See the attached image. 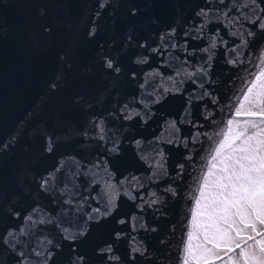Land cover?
Returning <instances> with one entry per match:
<instances>
[{"label": "water", "instance_id": "water-1", "mask_svg": "<svg viewBox=\"0 0 264 264\" xmlns=\"http://www.w3.org/2000/svg\"><path fill=\"white\" fill-rule=\"evenodd\" d=\"M101 0H0V141L14 132L24 129L14 149L0 156V191H15L12 203L23 212L38 202L51 209L53 219L80 223L87 229V234L75 245L62 240L56 228L49 226L43 236L53 240L59 247L55 249L50 264H70L79 253L86 256L89 264H106L97 249L104 242H113L117 231L136 235L137 241H143L148 254L139 255L132 260L129 256L130 240L125 238L115 241L114 250L121 257L122 264H180L183 255V240L186 238L187 217L191 212L190 195L194 192L196 181L207 162L209 150L215 144V133L224 127L229 116L228 101L240 88V78L251 67L245 58L244 65L227 64L225 50L219 48L214 56L212 74L214 89L221 99L217 106L209 105L211 121H205L201 105L192 109V119L199 120L211 141L201 137L200 142L188 145V152L194 154L191 161H185V148L168 144L162 146L168 156V170L172 174L159 184L164 188L167 183L177 182L179 195L160 199L166 201L158 205L159 212L146 209L140 216L156 229L155 232L133 234L128 225L117 223L137 209L125 195L116 200V211L99 223L86 224L75 214L69 216L62 207H57L61 197L39 191L36 184L26 183L21 187L18 177V161L30 164L29 176L54 168L58 161H67L71 166L72 158L79 161H95L98 157L107 159L108 168L119 179L132 174L145 177L147 184V166L138 158L134 141L153 140L163 136L167 139L170 122L175 119L178 124L185 115L186 96L169 94L160 103L152 105V115L147 123L140 118L126 122L120 118L118 109L127 103L139 107L135 101L142 95L139 87L141 77L149 70L159 69L165 75L170 74L175 64L161 65L156 55H151L150 63L137 65L133 58L149 54L148 50L139 48L138 42L147 40L149 45L156 43L158 34L169 27L176 29L177 39L182 40L183 32L198 22L196 11L205 4V0H103L107 7L98 8ZM137 14L132 15L131 9ZM99 13V15H97ZM154 21V23H152ZM49 27L50 32L44 29ZM95 28V35H89V29ZM217 24L210 25L208 31H215ZM223 32V29H221ZM132 33L131 45L125 42V36ZM226 39H230L224 33ZM203 40H189V48H200ZM264 44V33H258L250 48L242 49L246 55ZM114 57L121 67L117 75L107 71L102 65L104 54ZM168 58L165 57V60ZM137 74L132 79L131 74ZM58 81L55 91L49 84ZM190 90L191 84L184 86ZM151 91V88L147 89ZM244 107H247L245 102ZM103 116L108 128L121 140L119 153L107 152V147L86 134L93 127V121ZM246 117L238 116L237 120ZM181 133L188 136L193 129L185 122L179 125ZM237 125H233L235 130ZM52 135L55 141L54 151H43L42 137ZM204 160V163L201 160ZM185 164L182 182L175 175V165ZM67 171V168L65 169ZM98 180L103 181L101 173ZM84 194L96 196L101 186H92L91 178L79 181ZM156 187V185H152ZM92 206L96 203L91 202ZM9 208L0 197V231L5 227L20 223L8 215ZM39 234L31 237L36 245ZM75 248V252L73 251ZM0 259L4 264H15L10 253L0 249ZM34 259V258H33Z\"/></svg>", "mask_w": 264, "mask_h": 264}, {"label": "snow or ice", "instance_id": "snow-or-ice-1", "mask_svg": "<svg viewBox=\"0 0 264 264\" xmlns=\"http://www.w3.org/2000/svg\"><path fill=\"white\" fill-rule=\"evenodd\" d=\"M105 7L107 5L101 0L98 8ZM131 14L136 15L137 9L132 8ZM195 16L198 22L183 32L182 40L177 39L176 29L169 27L166 32L158 34L153 45H149L147 40L138 42L137 46L148 50L149 54L137 55L133 58L134 64H148L151 55H156L161 65L171 66L172 62L175 67L167 75L159 69L144 73L139 85L143 90L142 95L135 101L139 107L125 103L118 109L120 118L126 122L139 117L141 122L147 123L152 115V105L160 103L169 94L187 92L185 115L180 118L179 124L175 119L166 122L170 123L167 139H162V132V136L153 140L136 139L133 142L138 158L147 166V184L144 176L135 174L116 179L108 168L107 159L98 157L95 161L83 163L72 158L70 167L67 161L61 160L54 168L31 176L30 164L18 161L19 185L21 191L26 183H34L43 193H57L61 197L57 207H62L69 216L75 214L86 224L99 223L111 216L116 211L117 197L123 194L137 211L120 218L117 223L128 225L133 234L155 232L156 229L146 220L141 221L140 216L146 209L160 211L157 206L166 202L160 199L161 192L165 197H176L180 193L174 186L177 182L159 188V184L172 173L168 170V156L163 147L153 145L183 146L184 160L191 161L194 154L188 152V145L200 142L201 137L210 141L214 138L201 131L204 125L191 118V109L200 104L203 115L211 111L209 105L221 103L214 89L212 68L216 50L223 48L227 64L234 67L244 65L247 58L251 67L240 78V88L228 101L230 118L215 133L218 138L210 147L207 162L190 195L191 212L187 217V235L183 240L180 264H264V44L247 55L242 52V49L250 48L258 33H264V0H205ZM212 24L219 27L215 31H208ZM44 31L50 32L51 29L46 27ZM224 33L230 39H226ZM89 35H95L94 27L89 29ZM190 39L203 40L204 44L200 48H189ZM133 40L132 33L125 36L127 44L131 45ZM165 57L168 59L165 60ZM102 65L117 75L121 72L119 62L107 53L102 58ZM131 76L136 79L137 74L133 72ZM187 84L192 85L190 90L184 87ZM57 87L58 81L49 84L52 91ZM149 88L151 91H147ZM238 116L246 118L237 120ZM203 119L211 121V116L203 115ZM185 122L193 129L188 136H184L179 127ZM234 124L237 125L235 130L232 128ZM23 133L24 129H20L0 141V156L10 153ZM86 134L90 139L110 145L107 152L119 153L123 141L115 138L116 133L108 128L103 116L93 121L92 129ZM42 141L45 153L54 151L52 135L42 137ZM201 162L204 163L203 158ZM184 170L183 162L175 165V175L180 182ZM101 173L103 181L97 179ZM82 177H90L92 186L102 184L100 193L96 196L84 194L79 183ZM16 194L8 189L0 191V197L10 209L8 215L20 222L0 231V249L8 251L15 264H50L59 245L43 236L49 226L56 228L61 239L72 245L87 234L83 224H64L63 221L54 220L52 210L38 202L23 212L17 210L12 203V197ZM93 201L96 206H92ZM36 234L43 238L37 239L33 246L30 238ZM125 238L130 240L129 256L132 260L137 255L144 257L148 254L147 246L143 241L138 242L136 235L117 231L113 234L112 243L105 241L97 249L106 264H122L113 244ZM0 264H4L2 259ZM70 264H89V261L85 255L77 253Z\"/></svg>", "mask_w": 264, "mask_h": 264}, {"label": "rangeland", "instance_id": "rangeland-1", "mask_svg": "<svg viewBox=\"0 0 264 264\" xmlns=\"http://www.w3.org/2000/svg\"><path fill=\"white\" fill-rule=\"evenodd\" d=\"M195 224V222H193ZM194 237H195V228H194ZM195 239L193 240V243H195Z\"/></svg>", "mask_w": 264, "mask_h": 264}]
</instances>
